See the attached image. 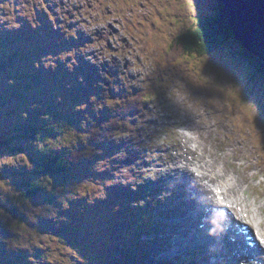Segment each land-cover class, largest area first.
<instances>
[{
	"label": "rangeland",
	"instance_id": "1",
	"mask_svg": "<svg viewBox=\"0 0 264 264\" xmlns=\"http://www.w3.org/2000/svg\"><path fill=\"white\" fill-rule=\"evenodd\" d=\"M44 1L0 0L1 42L12 34L31 40L25 45L8 41L5 50L0 46V141H5L0 145V264H151L147 255L137 257L128 247L121 249L120 232L130 236L135 225L130 217L137 215L134 219L146 223L138 240L153 238L154 229L165 240L176 236L175 216L159 217L153 214L157 209L147 213L140 207L148 208V198L157 200L167 193L152 195V186L143 187L144 179L166 177V170L185 165V158L190 159L189 167L198 162L208 174V163L193 160L194 151L187 147L198 154L204 149L206 160L208 150L215 152L217 171L224 167L225 175L238 178L236 193L239 188L252 190L248 200L258 204L256 217L262 220L264 64L256 59L249 63L239 42L230 38L210 55H183L173 68L164 66L169 41L210 15L216 0H87L84 16L60 21L65 34L51 32L47 47L40 46L39 36L47 37L41 13L60 17L59 11H70L76 0L53 9L48 5L60 0ZM81 18L85 24L77 23ZM72 20L74 25L67 29ZM80 28L92 40H79ZM98 30H103L104 40H96ZM96 46H103L96 49L102 55L94 59L86 53ZM54 49L63 60H79L88 70L103 65L113 75L103 71L104 79L94 90L77 86L66 76L76 78L77 68H57L50 61ZM245 85L253 93L249 98ZM151 89L176 93L171 100L180 104L179 112H188L193 123H200L185 126L177 111L162 106L160 99H145ZM143 103L148 104L146 111ZM111 113L119 126L104 143H90L89 137L97 136L96 121ZM124 115L128 120L123 125ZM132 118L135 123L130 124ZM177 123L188 130V137L175 129ZM80 145L86 157L73 168L60 176L43 173L45 155H60ZM162 163L165 167L154 166ZM30 179L44 188L20 199ZM13 203L16 213L3 210V205ZM117 218L123 220L121 227L115 226ZM153 246L155 242L145 250Z\"/></svg>",
	"mask_w": 264,
	"mask_h": 264
},
{
	"label": "trees",
	"instance_id": "2",
	"mask_svg": "<svg viewBox=\"0 0 264 264\" xmlns=\"http://www.w3.org/2000/svg\"><path fill=\"white\" fill-rule=\"evenodd\" d=\"M47 27H52L50 19H46L43 25V30L47 31ZM49 32V33H48ZM48 36L51 35L50 31L45 32ZM233 38L231 28L224 15L223 4L220 0H216L214 5V11L210 15L202 16L196 23V26L192 29H186L177 36H174L169 43L165 51L166 56L164 58L165 67L173 68L175 61L181 58L183 55H193L195 57H201L210 55L220 45L224 44L228 39ZM236 41V40H235ZM244 56L247 58L249 63H253L255 58L243 50ZM263 66V63H260ZM164 68V67H163ZM248 71L250 72L251 70ZM16 74V72L14 71ZM250 86V84H248ZM250 88L244 86V91H248ZM250 92V91H248ZM156 91L150 90L149 96H154ZM249 98L253 95L246 94ZM245 99V98H243ZM264 99L261 100L260 104L262 111L264 109ZM261 111V116L264 117V111ZM127 119V118H125ZM116 120V116H108L97 121L95 128L96 135L89 137L90 143H97L107 140L113 130V125ZM31 125H27V128ZM115 127V125H114ZM78 130V129H76ZM80 134L79 130L77 131ZM8 141V140H7ZM5 141H0V145ZM86 149L83 145L77 148L71 149L60 155L48 156L45 155V160L42 164L41 170L48 176H60L66 173L69 169L73 168L78 161L86 157ZM27 189L21 191L20 199H25L36 191H42L43 185L39 183V180L30 179L27 181ZM3 210L8 213L14 214L17 211L15 203L10 205H3ZM4 223V222H3ZM5 224V223H4ZM3 224L0 223V227Z\"/></svg>",
	"mask_w": 264,
	"mask_h": 264
},
{
	"label": "water",
	"instance_id": "3",
	"mask_svg": "<svg viewBox=\"0 0 264 264\" xmlns=\"http://www.w3.org/2000/svg\"><path fill=\"white\" fill-rule=\"evenodd\" d=\"M220 1L234 40L248 54L264 64V0Z\"/></svg>",
	"mask_w": 264,
	"mask_h": 264
},
{
	"label": "bare ground",
	"instance_id": "4",
	"mask_svg": "<svg viewBox=\"0 0 264 264\" xmlns=\"http://www.w3.org/2000/svg\"><path fill=\"white\" fill-rule=\"evenodd\" d=\"M79 6V2L76 0L75 2H74V4L73 5H71L69 8H70V11H67V12H65L64 14H63V17H62V19L61 20H58V22L60 23V21L61 22H64V21H66V20H68V19H74L75 20V13H73V12H76V10H77V7ZM84 16V15H83ZM87 16V15H86ZM82 19V18H81ZM85 19V18H84ZM90 20V19H89ZM103 20H104V18H103ZM103 23V22H102ZM72 25H74V22H73V20L71 21V22H68L67 23V25H66V28L68 29V28H71L72 27ZM89 25V24H88ZM51 28L52 27H47L46 28V30H49L50 31V33H51ZM62 30V34H65L64 33V31H66V29H61ZM90 30V29H89ZM47 32V31H46ZM89 32V31H88ZM49 33V32H48ZM53 37V36H52ZM76 38V37H75ZM74 38V39H75ZM90 40V39H89ZM92 40V39H91ZM77 41V40H76ZM96 50V49H95ZM97 51V50H96ZM99 51V50H98ZM102 53V52H101ZM76 55V54H75ZM78 57V56H77ZM82 57V56H81ZM99 57V56H98ZM93 58V57H92ZM102 58V57H101ZM75 59V58H74ZM83 59H84V57H83ZM83 59H82V61H83ZM95 59V58H94ZM93 59V60H94ZM70 60V59H69ZM85 60V59H84ZM87 61V60H86ZM102 61H103V59H102ZM85 63V62H84ZM87 63V62H86ZM91 64V63H90ZM85 65H87V64H85ZM117 65V64H116ZM92 66H94V65H92ZM103 66V65H102ZM69 67V66H68ZM89 67V66H88ZM87 67V68H88ZM97 67V66H96ZM119 67V66H118ZM94 68V67H93ZM98 68V67H97ZM91 69V68H90ZM113 71H115V70H113ZM108 72H110V71H108ZM112 72V71H111ZM103 75V74H102ZM101 78H103L104 79V76L102 77L101 76ZM79 86V85H78ZM81 88V87H80ZM82 90V89H81ZM83 91V90H82ZM85 92V91H84ZM84 94V93H83ZM89 94V93H88ZM87 94V95H88ZM12 148V147H11ZM209 153L211 154V155H213V156H215L216 157V159H219L217 156H216V154H215V152H213L212 150H210L209 151ZM180 157H182V156H180ZM193 157L197 160V161H199V162H201V160H202V158H203V156L201 155V154H198L197 155V151H195L194 150V152H193ZM224 159H225V161L227 162V159H226V157H224ZM190 160H188V162H189ZM158 166H160V167H165V165L162 163V164H157ZM167 171V173H170L171 175H177V176H183L184 177V175L187 177V178H189V179H191V180H193L194 178H196L195 177V175H194V173L188 168V166L187 165H175L173 168H171V169H168V170H166ZM204 178H207V177H204ZM219 178H221V176L220 175H213L212 176V178H211V181H213L214 183H215V185H216V188L217 189H222V190H225V184H223V183H220L219 182ZM237 178V177H236ZM228 179H230V180H233V177H230V178H228ZM197 180H196V183L194 184H192V187L193 188H191L192 189V193L193 194H198V192L194 189V186H196V184H197ZM204 187V190H205V192H213L212 191V189L211 188H209L207 185H204L203 186ZM232 190H233V188H232V186L228 189V190H225L224 192H225V194H227V195H229V194H231L232 193ZM241 193L243 194V195H246V193L244 192V189H242V191H241ZM199 195H200V198H199V201L198 202H196V205H192V207L193 208H195V209H199V207H200V205H201V203L203 202L205 205H206V207H207V204L209 205L210 204V201L209 200H207V199H204V197L199 193ZM230 199H231V197H230ZM233 202H234V200L233 199H231ZM235 200L237 201V202H239V203H243V207H244V213L245 212H249V211H251V207H250V205L249 204H247L246 203V199L245 198H242V196L240 195V193H239V195L237 196V197H235ZM250 203H254V202H250ZM237 204V203H236ZM256 204V203H255ZM171 210V209H170ZM169 210V211H170ZM206 210H209V211H212V213H216V214H219V212H218V210H211L210 208H206ZM221 216H223V217H227V221L225 222V223H228V224H233L234 223V218H233V215H232V212L229 210V209H227L226 210V213H224L223 215H221ZM183 217V216H182ZM192 222H194V221H192ZM184 223H187L186 221L184 222ZM262 224H264V221H262L261 222ZM123 225V220H121V221H119L118 220V218L116 219V221H115V226L116 227H121ZM230 230H233V231H231L232 233H234L235 231H234V229H230ZM201 233V232H200ZM217 238H215V240H216ZM177 242V236H175V238L174 239H172L170 242H168V243H166L165 245H164V247L162 248V254L163 255H166V254H168V252H169V249H170V247L171 246H173V244L174 243H176ZM207 246V248H206V250H210V251H216V248H217V245H212V244H207L206 245ZM151 254V256H152V253H150ZM148 260H150V257H148ZM228 262V261H227Z\"/></svg>",
	"mask_w": 264,
	"mask_h": 264
},
{
	"label": "snow or ice",
	"instance_id": "5",
	"mask_svg": "<svg viewBox=\"0 0 264 264\" xmlns=\"http://www.w3.org/2000/svg\"><path fill=\"white\" fill-rule=\"evenodd\" d=\"M141 79H143V78H141ZM165 91L166 90H161V93H160L161 105L164 107H167V108H171L174 111H177V113L181 116V119L184 121L185 126L193 127V128L196 127L200 123V121L196 120V122L193 123L192 122V116L188 112H183V113L179 112L180 104L172 102L171 95H175L176 93L165 95ZM178 98H179L180 102L186 103L183 96H179ZM145 99H149V97H145ZM42 119L47 120L48 119L47 115L42 116ZM184 135H188V133H184ZM0 188H3L2 183H0ZM248 232L251 233V229H248ZM258 239H259V244L257 245V247H259L260 245H264V235L259 236ZM262 250H264V249H262ZM241 259H243V257H241Z\"/></svg>",
	"mask_w": 264,
	"mask_h": 264
},
{
	"label": "clouds",
	"instance_id": "6",
	"mask_svg": "<svg viewBox=\"0 0 264 264\" xmlns=\"http://www.w3.org/2000/svg\"><path fill=\"white\" fill-rule=\"evenodd\" d=\"M259 64H260V62H259Z\"/></svg>",
	"mask_w": 264,
	"mask_h": 264
}]
</instances>
